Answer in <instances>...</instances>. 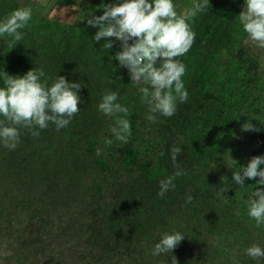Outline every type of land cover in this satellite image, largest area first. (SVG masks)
Returning <instances> with one entry per match:
<instances>
[{
	"label": "trees",
	"instance_id": "16d2710c",
	"mask_svg": "<svg viewBox=\"0 0 264 264\" xmlns=\"http://www.w3.org/2000/svg\"><path fill=\"white\" fill-rule=\"evenodd\" d=\"M101 4L85 1L71 25L32 11L20 42L0 37V71L43 69L49 85L58 76L81 85L80 111L66 127H37L38 137L20 128L15 149L0 144V264H171V256L178 264H258L246 249L264 248V226L244 218L241 186L224 183L264 138V54L247 45L238 18L244 0H209L189 21L194 43L179 57L187 102L177 101L171 117L154 114L155 122L141 102L145 85L133 84L114 59L120 42L109 38L113 47L105 49V38L93 39L99 29L87 18L102 15ZM21 7L0 0V19ZM107 90L129 110L127 144L98 109ZM249 120L258 131H242ZM173 147L184 174L161 198L159 181L177 171ZM163 232L184 239L154 256Z\"/></svg>",
	"mask_w": 264,
	"mask_h": 264
},
{
	"label": "clouds",
	"instance_id": "9594fccd",
	"mask_svg": "<svg viewBox=\"0 0 264 264\" xmlns=\"http://www.w3.org/2000/svg\"><path fill=\"white\" fill-rule=\"evenodd\" d=\"M15 1L23 7L14 9L0 19V37L8 36L14 42H20L23 39L21 30L27 27L32 18V11L37 13L36 7L31 5L39 2ZM41 1L46 5L38 7L42 10L38 15L68 25L76 22L78 8L85 2L79 0L77 5H59L60 0ZM72 5L76 6L73 19L58 15L57 12L61 8L70 11L68 8ZM208 5L209 0H193L190 8L178 13L173 0H117L115 3H102V15L87 18L88 25L99 29L93 39L96 42L102 38L106 39L102 45L105 49L113 47L109 38L120 42L121 50L115 54L114 59L128 70L133 84L145 85L140 87L139 91L142 93L141 102L147 106L149 114L146 118L150 122H155L156 113L165 117L173 116L177 110V101L187 102L188 92L182 79L186 67L179 57L187 54L194 43L195 33L189 21L204 12ZM238 18L248 41L264 48V0H244L243 10ZM260 53L264 54V51ZM45 75L43 69L37 68L22 76H12L3 70L0 71V80L3 81V86L0 87V144L4 147L15 149L19 143L20 128L30 130L34 137H38L40 133L35 131V128L46 129L49 123H52L60 130L79 113L80 83L69 82L64 76H58L49 85L47 79L42 80ZM117 100L118 93L107 90L102 95L98 109L115 119L111 132L116 140L127 144L131 136V124L125 117L129 110ZM241 128L242 131H258L251 120L242 124ZM263 148L264 138L258 151ZM180 152L179 147H173L171 150V159L177 171L159 181L157 195L161 198L175 187V178L184 174L179 170L180 165L177 163ZM258 153L246 166H240L239 169L242 170L233 172V181L239 186H244L245 178L259 177V186L250 188L255 190L249 193L246 206L248 216L255 220L257 227H261L264 226V168L260 166L264 165V156H257ZM99 154L98 149L97 155ZM241 189L242 187L237 193ZM191 199L189 196L187 202H191ZM183 239L184 234L180 232H163L154 245L152 255L172 253ZM246 254L258 264L264 260V248L256 244L248 247ZM171 264H178L175 256H171ZM234 264L239 262L235 261Z\"/></svg>",
	"mask_w": 264,
	"mask_h": 264
},
{
	"label": "rangeland",
	"instance_id": "374dc122",
	"mask_svg": "<svg viewBox=\"0 0 264 264\" xmlns=\"http://www.w3.org/2000/svg\"><path fill=\"white\" fill-rule=\"evenodd\" d=\"M20 3H24V1L26 0H17ZM56 1V0H55ZM77 1L79 0H60L59 1V5H69L70 3H75L77 5ZM81 1H87V0H81ZM111 0H100L101 3L103 4H108ZM115 2H117V0H114ZM39 4H33L32 3V7H36V12L41 14L42 10L39 9L38 7L40 6H44L46 5V3H44L41 0H38ZM175 5H178L181 7V13L185 12L188 8L191 7L192 2L190 0H173ZM74 5H72L71 7L68 8V10H64V8H61L57 13L58 15H63L64 18H68V19H73V11L75 10ZM56 13H54L55 15ZM247 45L252 48L255 52L260 53L264 51V48H260L257 47L256 45L252 44L250 41L247 42ZM260 88L264 89V80L261 82L260 84ZM257 156H264V148L258 153ZM261 168H264V165L260 166ZM242 169H239V171ZM233 178L228 177L227 179H225L224 183L227 184L228 182H230V180H232ZM258 180L259 177L255 178V179H248L245 178L244 181V186H241L242 189L240 190L239 193H237V203L239 204V206L241 207L242 211H243V216L245 219H248V221H250L252 223V225L256 226V222L255 220H253L252 218H250L247 214V202H246V198L249 194L250 188L251 187H257L258 185ZM262 227V226H261ZM260 228V227H259Z\"/></svg>",
	"mask_w": 264,
	"mask_h": 264
}]
</instances>
